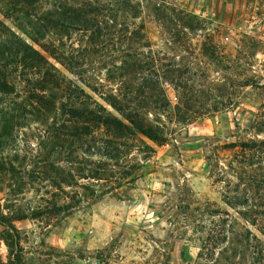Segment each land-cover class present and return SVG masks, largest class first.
<instances>
[{
  "label": "rangeland",
  "instance_id": "1",
  "mask_svg": "<svg viewBox=\"0 0 264 264\" xmlns=\"http://www.w3.org/2000/svg\"><path fill=\"white\" fill-rule=\"evenodd\" d=\"M0 20V264L15 260L3 240L15 234L18 264H264V0H0ZM15 37L46 60L40 75ZM47 63L122 122L104 99L140 103L166 138L97 132L125 145L86 157L118 184L67 216L50 213L63 195L47 176L76 174L83 155L68 118L28 100ZM54 123L60 150L42 148Z\"/></svg>",
  "mask_w": 264,
  "mask_h": 264
},
{
  "label": "trees",
  "instance_id": "2",
  "mask_svg": "<svg viewBox=\"0 0 264 264\" xmlns=\"http://www.w3.org/2000/svg\"><path fill=\"white\" fill-rule=\"evenodd\" d=\"M16 1L26 5H33L38 0ZM1 27L4 28V24L0 20V28ZM15 39L17 40L16 43L19 53L21 52L22 56L20 65L24 70L27 68L32 70V72H36L34 74L40 75L42 72L38 73L40 72L39 66L41 64L45 66L46 64L44 57L27 44L20 41L17 37H15ZM2 45H5L4 40L0 41V48ZM136 65L138 64H134L135 67H137ZM43 72L44 75L42 80L37 84L34 90L31 91L28 100L31 104L38 105L39 111H41L40 109H43L42 112L46 110L53 111L54 118L58 116L68 118L64 120L68 124L66 125V129H74V133H71V135L66 133V136L73 138L72 142L75 141L79 143V149L83 155L79 163L80 165L75 171L76 174L72 171L64 172L62 170H56L52 166L54 171L50 172L51 174L47 176L50 186L63 195L61 198L53 194V197H56L55 200L57 201L50 207V213L56 215L60 212H64L67 216L71 209L80 206L82 203H87L91 197L97 198L104 195L107 193L106 191L114 189V185L118 184L114 177V173L108 170L107 164L100 161L96 163L90 160L88 161L86 157L101 154L110 159L120 158L123 153L122 149L125 148V145L115 141H109L108 139L103 141L100 137L96 138L97 132L103 130L106 133L114 135V137L118 139L126 136L135 137L141 135L158 146L163 145L166 142V138L163 129H160V127H153L144 118V113L142 112L144 107H142L140 103L134 108L133 106L122 105L118 99L112 96L111 98L106 97L104 99L105 102L118 112L121 118L126 122L125 123L107 113L106 110L96 102L93 101V105H91L89 102L91 98L88 94L81 90L77 92L76 88L72 89L71 85L66 84L63 79L57 77L56 70L48 63ZM8 85V81L0 75V92L9 93L10 88ZM49 88L54 90V93H48ZM147 90H150L149 79L142 78L137 92L140 95H144ZM76 94L82 97V101L79 103L81 109L76 108L78 105ZM55 99L59 101L60 106L56 105L57 101H55ZM173 122L178 125V112L175 114ZM56 125L55 123L52 125L54 128L52 133L41 143L44 144L42 148H45V144H48L51 149L60 150L58 142L61 140L66 129L59 131L61 127H56ZM72 142L68 145L69 149L72 146ZM123 175H126V173H123ZM81 181H86V183H82ZM63 187H74L75 189L67 193L63 190ZM92 187H105L106 190L102 191L100 195H97ZM227 198L228 197H226V199ZM225 203L229 204L228 201ZM4 220V217H0V225L10 228ZM3 240L10 250V256L13 255L15 258V260L10 258L9 262L11 264L20 263L21 247L17 234L11 239L4 238ZM211 256L212 252H206L204 255H200L204 260L210 259ZM205 262L206 264H214L215 260Z\"/></svg>",
  "mask_w": 264,
  "mask_h": 264
}]
</instances>
